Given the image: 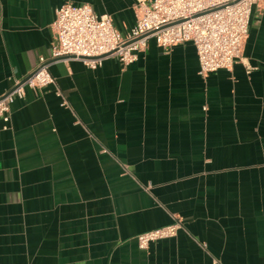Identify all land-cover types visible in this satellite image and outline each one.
<instances>
[{"label":"crops","instance_id":"1","mask_svg":"<svg viewBox=\"0 0 264 264\" xmlns=\"http://www.w3.org/2000/svg\"><path fill=\"white\" fill-rule=\"evenodd\" d=\"M66 4L135 24V0H0V97L49 58ZM198 70L192 44L150 39L127 67L57 62L25 88L0 121V264H264V3L232 70Z\"/></svg>","mask_w":264,"mask_h":264},{"label":"built area","instance_id":"2","mask_svg":"<svg viewBox=\"0 0 264 264\" xmlns=\"http://www.w3.org/2000/svg\"><path fill=\"white\" fill-rule=\"evenodd\" d=\"M264 0H135V24L121 35L107 15H96L89 5L66 4L55 10L49 58H40L35 70L0 97V121L10 123V107L24 98V89L40 91L54 85L50 66L77 60L86 68L100 67L116 58L123 67L138 59L148 40L167 51L190 43L198 58V74L231 71L242 56L254 6ZM182 229L180 220L136 237L137 247L173 239Z\"/></svg>","mask_w":264,"mask_h":264}]
</instances>
